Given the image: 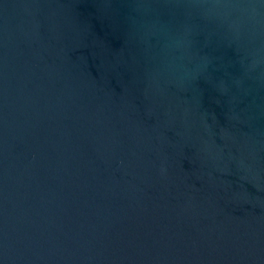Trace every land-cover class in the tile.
<instances>
[{
	"label": "water",
	"instance_id": "1",
	"mask_svg": "<svg viewBox=\"0 0 264 264\" xmlns=\"http://www.w3.org/2000/svg\"><path fill=\"white\" fill-rule=\"evenodd\" d=\"M0 264H264V0H0Z\"/></svg>",
	"mask_w": 264,
	"mask_h": 264
}]
</instances>
